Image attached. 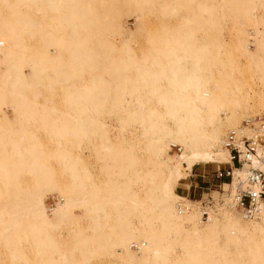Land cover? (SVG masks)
Listing matches in <instances>:
<instances>
[{"label":"bare ground","instance_id":"1","mask_svg":"<svg viewBox=\"0 0 264 264\" xmlns=\"http://www.w3.org/2000/svg\"><path fill=\"white\" fill-rule=\"evenodd\" d=\"M253 110L264 0H0V264H264V202L239 203L264 143L224 147ZM201 163L232 169L216 205L176 193Z\"/></svg>","mask_w":264,"mask_h":264},{"label":"rangeland","instance_id":"2","mask_svg":"<svg viewBox=\"0 0 264 264\" xmlns=\"http://www.w3.org/2000/svg\"><path fill=\"white\" fill-rule=\"evenodd\" d=\"M125 25L129 29L135 30L136 26H137V21L135 20L134 16L126 17ZM134 46H135V48L137 50L140 51L143 48V46L146 47L147 45H146V43L140 42L139 44H134ZM249 49H254V45L250 44L249 45ZM26 73L27 74H32V70L30 68H28L26 70ZM8 113H9L10 116H12V111L10 109H8ZM260 114H261V116H264V112L263 111L253 110V115L254 116L258 117V116H260ZM222 116L224 117V115H222ZM112 119H113L112 120L113 123L116 122L115 116H113ZM125 134L128 135L129 131L125 132ZM180 147L181 146L179 144H177V147L175 146L173 148V152L172 153L181 154L182 151L179 150ZM181 149H182V147H181ZM84 154L86 156H89L88 152H84ZM142 155H145V154H142ZM89 159H91V157ZM217 168H218V163H216V164H213V163H209V164L201 163V164H199L192 172H190V177H189L190 180H185V182L187 184H190V189L188 191H186L187 193H184L185 190H184V188L182 186H177L176 193H178L179 195L188 197L189 199H191L189 201H191L194 205H196L198 207H200V205H198L197 202H193L192 200L201 201V200H203V199L208 197L212 201L215 200L216 201L215 205H216L217 202H219L218 199H216V197L217 196L220 197V186H219L220 182L218 181V179L215 178V171H216ZM49 197H53L54 198L55 195L54 194H49L45 198V210H46V213L49 216H52L54 214V210L56 209L57 205H56V201H55V198H54V204H53L54 206L52 207L51 205H49V206L52 207L51 210H50V207H48V198ZM213 197H214V199H213ZM76 214H81V213H80L79 210H77ZM85 225H86V221L81 222V226L82 227L85 226ZM77 227H78L77 225H73V226L65 227L64 229H62V231L61 230H57L56 231V235H58V236L60 235L61 238H62L61 240L63 242H66V244H68L69 247L74 248L75 252H77L76 253V257H81V255H79L81 249L79 247H76L78 238H77L75 232H76V228ZM68 228H70V229H68ZM69 236H71V237H69ZM25 243L23 242V244L25 245L24 249H26V251H29L28 254H29L30 257H32L33 255L30 254L31 243H30V241H25ZM132 248L134 250L136 249L135 247H132ZM100 257H101V259H100ZM102 258H104V259H102ZM92 261H94L93 264H106V263L107 264H121V262L119 260H117L116 258H114V257H112L110 255H101V256L94 257L87 264H92ZM2 262H3L2 264H7V263L8 264H16L14 262L9 261V259H5V258H4V260ZM17 264H20V262H18Z\"/></svg>","mask_w":264,"mask_h":264},{"label":"built area","instance_id":"3","mask_svg":"<svg viewBox=\"0 0 264 264\" xmlns=\"http://www.w3.org/2000/svg\"><path fill=\"white\" fill-rule=\"evenodd\" d=\"M261 118L258 116L255 119L249 118L243 121L242 126L239 128V132L232 130L229 136V142L224 144V147L229 149V157L231 162L236 168L243 166L242 157L245 156L246 161L250 160L249 155L257 156V149L264 143V135L262 133L264 124L261 122ZM259 123V124H258ZM249 130V132H247ZM228 138V137H227ZM179 147V146H178ZM246 152L248 153L246 155ZM264 161V158H262ZM232 169L222 168L215 172V178L220 181H227L231 176ZM257 176L252 178V182L255 184V189L247 190V188H241L242 192L239 194V203L241 207L248 208L249 211L252 207V203L256 197L260 198L264 202V171L256 170ZM259 185L261 189L258 191ZM54 204V198H48V205ZM207 217V214L204 215Z\"/></svg>","mask_w":264,"mask_h":264}]
</instances>
